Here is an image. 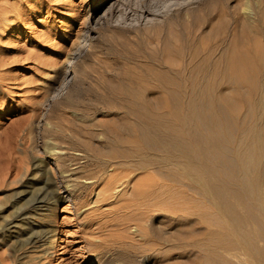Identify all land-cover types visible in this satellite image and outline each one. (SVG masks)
I'll return each instance as SVG.
<instances>
[{
    "label": "rangeland",
    "instance_id": "obj_1",
    "mask_svg": "<svg viewBox=\"0 0 264 264\" xmlns=\"http://www.w3.org/2000/svg\"><path fill=\"white\" fill-rule=\"evenodd\" d=\"M66 1L0 0V264L119 259L122 248L107 234L84 232L95 205L78 209L79 201L95 198L92 188L113 166L132 170L134 178L150 170L176 188V214H148L158 243L154 251L137 252L135 263L264 264V0H170L194 12L190 30L197 35L223 12L225 34L213 35L209 48L221 41L228 51H255L250 57L197 52L171 78L161 76L171 88L158 86L161 78L140 66L166 56L155 49L152 29L128 39L114 25L118 12L105 15L115 0L104 1L92 20L98 0H82L74 25ZM39 6L49 12L34 14ZM4 14L9 22L1 20ZM101 17L106 25L101 19L99 28ZM47 32L59 39L44 42ZM129 69L137 75H126ZM41 161L58 169L78 166L77 175L57 187L71 184L75 200L64 194L50 220L63 232L57 248L41 258L21 249L16 254L25 256L13 259L12 245L42 217L30 215L38 188L19 183ZM84 176L94 183L84 185Z\"/></svg>",
    "mask_w": 264,
    "mask_h": 264
},
{
    "label": "bare ground",
    "instance_id": "obj_2",
    "mask_svg": "<svg viewBox=\"0 0 264 264\" xmlns=\"http://www.w3.org/2000/svg\"><path fill=\"white\" fill-rule=\"evenodd\" d=\"M16 1L19 2L20 0H16ZM104 1L106 0H98V4L96 5L94 4L92 11H90V14H88L90 20L96 17V13L99 9L102 8L103 3H105ZM169 1L170 0H115L112 4L109 5L105 14L106 17H108L109 15H112L115 11L118 12V15L114 18V25L118 26L120 30L128 32L129 33L128 39L139 38L145 32L150 33L149 29L153 30L152 34L150 35L151 41H153L155 49L157 51L164 50L166 56L162 58L160 61L152 60L151 64L144 63V64H140V66L145 70H153L154 75L161 78V81L158 82L157 84L158 86L164 88L173 87L171 81L167 79H163L161 76L171 78L175 73L179 71V68L181 66H184L183 64H185L186 58L191 57L193 54L197 52H201L206 55L210 53H214V54L219 53L222 55L233 54L234 56L231 55V57H240V56L250 57L251 55L255 54L254 49L250 47H245V48L243 47L238 49L232 46L231 49L228 51L222 45L221 41L219 42L221 46L218 44L217 47L212 46L213 48L212 47L209 48V44H210L209 42L213 35L217 34L221 38V36L223 37L225 34L226 26H225V20L223 19L222 11L221 14L218 13L217 14L218 16L216 15L217 23H212L213 21H210L207 24L206 23L203 24L202 27L200 28V32H198L199 35H197L195 34L194 31L190 30V27L192 25L191 20L195 15L194 12L189 10V8L187 9L184 8V6L182 7L183 9L180 11L178 9L179 6L177 4L169 5L168 4ZM106 2H108V0ZM84 4L82 0L66 1V5L64 6V9L66 8L68 9L66 11L69 12L71 11L72 15L70 18L68 17V19L71 21L73 20V22L75 20L74 25L77 23L78 18L75 15L76 18L75 19L73 15L77 14L79 9L84 7ZM5 7L7 8V6ZM9 7L10 6H8V9ZM14 8L16 7H13V9ZM48 12H49L48 8H42L39 6L37 7L36 11H34L33 13L36 15L37 14L43 15L44 13H48ZM147 16H151L152 19L147 18ZM245 16L247 17V19L254 18V16L251 15V13H245ZM101 19H103V17L97 18L96 20L97 23L96 25L99 28H100L99 23ZM1 20L3 22H7L8 18H6V15L4 14L1 17ZM102 23L103 25H106V19H103ZM236 24H238L242 29L247 26V22H245V20L243 19H238ZM135 28H138V30L136 31L141 33L132 32L135 31ZM55 35L56 33L54 34L51 32H47L44 42H49V41L52 42L59 39L54 37ZM193 40H195L198 43V47L196 46L198 51L195 50L194 47H192L191 41L193 42ZM65 41L66 38L60 39L61 44ZM216 42L214 44H216ZM234 68L238 69L240 67L235 63ZM164 73L166 74L164 75ZM125 74L136 76L137 75L136 69H129L128 71H125ZM130 84L131 83H129V85ZM65 152L66 151H60L57 153L63 154ZM52 154H55V152L52 151L51 155ZM15 165L16 167L18 166L17 164ZM54 165H56L57 167L56 161H54ZM113 167L114 168L107 170L108 173L106 174V176H104L103 180L99 181L100 183H98V186L96 185L97 187L93 186L94 188H92L91 191L95 192L94 195L95 198L91 199L90 201L87 198H84L82 201H79L78 209H83L85 207H88L90 203L95 205L91 210L93 214L91 216H87L83 222L84 232L90 236L94 233L98 234V232L107 234L109 236L110 244L114 243L119 248H122L121 250L124 253L121 252V256L119 259L117 258L112 261L98 260V262L96 263L94 262L91 264H137L135 263V260H133V257L137 254V252L154 251L158 243L157 240L154 239L153 231L148 227L147 224L148 214L151 212L159 211V212H165L173 218V216L176 214L178 210L177 199H176V188L173 184L165 183V182L164 184L161 181L157 180L155 178L154 172H148L150 170H147L148 173L145 172L146 174L141 173L139 178L137 177L138 175L137 176L135 175L137 178L136 177L134 178L132 174V170L130 171V169H128L129 170L128 171L126 168L125 170L124 168H118L115 166ZM77 170H78V166L76 164H73L70 167H63L61 169H58L55 167L54 168L51 167V165L45 161H41L40 163H33L31 165V172L33 173L30 178H27V176L31 174L28 173L27 176L24 174L25 179L20 180L19 182L20 186L26 187L28 184V187L31 188V191L38 188L37 189L38 198L41 197L40 199L38 198L35 199L33 203H31L30 206L33 209L30 215L32 217H36L37 215H42V217L37 216L38 218L37 217L36 218L38 219V221L34 225H30L29 223L30 227L28 233H26V235L24 236H21L20 237L21 239L19 240L16 239L17 240L15 242L16 245L11 244L12 245L11 256L13 259L14 257L15 259H18V256L22 255V254L20 255L16 254V252L21 249L25 250V251L23 250L24 253L30 250L32 254L36 255V257L41 258L48 256L49 249L58 247V243L60 241L59 240L60 235L63 232L59 230L58 227L51 226L50 220L54 218L55 211L58 205L64 200V194L69 195L71 199L75 200L74 196L77 190L74 188L68 189V187L71 185L68 183H65L64 188L62 187L63 190L57 191V187L59 186L58 185L59 182L60 183L68 182L70 180L69 177L73 176ZM142 174L147 178V180L146 178H144ZM81 182H83L84 185L85 183L92 184L94 183L93 176L92 177L84 176ZM127 186H131L130 193H126L124 190V188H126ZM21 190L17 192V195L23 193ZM29 191L30 189H28V192ZM2 211L1 213H3ZM84 211L85 210H83V213ZM2 221L4 222L3 227L4 226L6 227L7 220L2 219ZM22 221L25 220L22 219L21 222ZM8 225L10 226V224ZM26 225L27 224H25V226ZM51 237L53 239L49 243L50 241L49 239H51ZM1 241L6 243V238L5 239L2 238ZM24 256L25 255H22L21 257ZM22 262L23 260H21L20 264H22ZM82 262H84V260Z\"/></svg>",
    "mask_w": 264,
    "mask_h": 264
}]
</instances>
